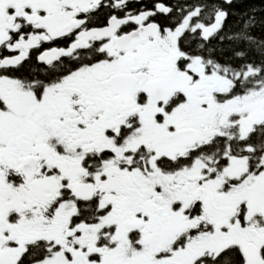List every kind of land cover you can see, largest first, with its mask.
I'll use <instances>...</instances> for the list:
<instances>
[{
    "label": "snow or ice",
    "instance_id": "snow-or-ice-1",
    "mask_svg": "<svg viewBox=\"0 0 264 264\" xmlns=\"http://www.w3.org/2000/svg\"><path fill=\"white\" fill-rule=\"evenodd\" d=\"M0 264H264V0H0Z\"/></svg>",
    "mask_w": 264,
    "mask_h": 264
},
{
    "label": "trees",
    "instance_id": "trees-1",
    "mask_svg": "<svg viewBox=\"0 0 264 264\" xmlns=\"http://www.w3.org/2000/svg\"><path fill=\"white\" fill-rule=\"evenodd\" d=\"M254 2L257 4V6H260V0H254Z\"/></svg>",
    "mask_w": 264,
    "mask_h": 264
}]
</instances>
